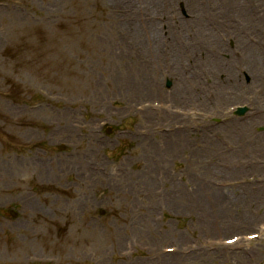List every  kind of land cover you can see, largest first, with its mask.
Returning a JSON list of instances; mask_svg holds the SVG:
<instances>
[{
	"label": "rangeland",
	"instance_id": "rangeland-1",
	"mask_svg": "<svg viewBox=\"0 0 264 264\" xmlns=\"http://www.w3.org/2000/svg\"><path fill=\"white\" fill-rule=\"evenodd\" d=\"M262 162L264 0H0V264H264Z\"/></svg>",
	"mask_w": 264,
	"mask_h": 264
},
{
	"label": "bare ground",
	"instance_id": "bare-ground-1",
	"mask_svg": "<svg viewBox=\"0 0 264 264\" xmlns=\"http://www.w3.org/2000/svg\"><path fill=\"white\" fill-rule=\"evenodd\" d=\"M252 113H256V111L258 110V104L257 103H255V102H253L252 104ZM254 118H255V116H253L252 115V117H249V120H252V122L254 121ZM261 166L263 167V169H264V162H262V164H261ZM259 170V169H258ZM260 171V170H259ZM247 184V183H246ZM251 186H255V184H252ZM260 188H258V190H259ZM242 190H247L248 191V193L246 194H241V196L238 198V199H247L248 201H250L251 203H250V205H252V203H254V204H257V203H255L254 202V200L258 197V195L257 194H252L247 188H244V187H242ZM258 190H256L255 192L256 193H264V189L260 192V190L258 191ZM250 192V193H249ZM264 196V195H263ZM253 198H254V200H253ZM249 215L250 214H247V217H249ZM259 215H261L260 217H259V219L261 220V221H263V217H264V210H262L261 212H259ZM242 218H245V215H243L242 216ZM251 218V217H250ZM250 220V219H249ZM237 244V243H236ZM229 249H234V250H237L238 249V245H233V246H230V247H228ZM224 249H226V248H224ZM235 254V256L236 255H238V253L236 254V252H234Z\"/></svg>",
	"mask_w": 264,
	"mask_h": 264
}]
</instances>
